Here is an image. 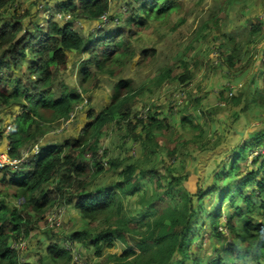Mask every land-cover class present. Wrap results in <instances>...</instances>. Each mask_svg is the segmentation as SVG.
<instances>
[{
	"label": "trees",
	"instance_id": "obj_1",
	"mask_svg": "<svg viewBox=\"0 0 264 264\" xmlns=\"http://www.w3.org/2000/svg\"><path fill=\"white\" fill-rule=\"evenodd\" d=\"M175 1L136 0L135 5L127 8L129 16L124 26L98 29L87 39L75 31L74 20L97 21L108 13L109 0L58 1L56 11L72 17L61 23L51 17L41 26L31 19L27 27L23 19L29 13L21 16L22 20L6 23L0 30V112L13 105L22 108L12 120L6 136L9 155L20 156L23 150L40 142L49 130L59 128L83 102L91 83H98V75L119 76L135 56L127 38L145 28L148 21L169 14L175 8ZM13 2L15 0H0V9L12 7ZM253 33L261 34V28H253ZM262 44V85L254 90L251 101L264 107V36ZM71 52L82 55L76 72L78 85L72 87L62 82L55 94L54 86L62 71L67 69ZM148 52L154 53L147 50L144 56ZM230 59L229 64L233 65ZM172 69L165 68L157 81L170 78ZM189 79L187 71L178 76L180 83ZM138 91L130 79L119 78L113 86L110 104L96 113L88 109L92 120L82 128L77 139L43 145L36 160L25 170L0 172V183L16 190L20 204L17 208L0 202V264H35L20 262L10 242L19 241L32 229L31 212L41 216L50 208L62 205L74 208L85 220L105 217L113 222L114 226L98 233L84 229L69 234L72 243L92 247L99 257L115 240L138 237L136 246L140 253L129 247L123 255H114L111 264H241L244 258H249L252 264H264V154L259 152L249 157L248 153L264 149V137L256 135L248 143L241 144L239 152L214 174L212 183L191 194L177 188L178 178L167 181L154 170L137 172L134 163L127 164L129 159H108L106 152H99L97 133L111 121L125 124L135 140L142 138L134 134L135 129L141 127L146 140L144 146L150 142L153 130L165 127L149 110L146 121L136 118L137 113L132 110ZM230 99L235 103L239 100L237 97ZM106 159L110 171L123 168L115 172L117 178L93 190L92 181L106 170L102 164ZM243 159H246L245 165L251 159L246 167L241 162ZM141 175L146 176L148 182H142ZM235 178L238 181L233 189L231 181ZM146 186L148 189L144 188ZM142 190L143 194H139ZM210 196L214 197L213 204L207 210L203 201ZM132 197H137L136 208L127 202ZM140 197H144L143 201ZM225 203L234 207V215L242 221L238 226V220L232 215L225 223L236 239L227 245L218 228ZM202 218L208 219L210 230L221 237L218 249L222 253L217 250L216 256L207 258L205 263L191 248L198 237L196 226ZM46 257L53 264L71 261L70 252L56 242L46 246ZM44 258L39 255L37 264H42Z\"/></svg>",
	"mask_w": 264,
	"mask_h": 264
},
{
	"label": "rangeland",
	"instance_id": "obj_2",
	"mask_svg": "<svg viewBox=\"0 0 264 264\" xmlns=\"http://www.w3.org/2000/svg\"><path fill=\"white\" fill-rule=\"evenodd\" d=\"M58 1L61 0H15L12 7L0 9V30L8 22L22 20L20 17L26 13L29 16L23 19L25 25L34 19L43 26L51 17L59 23L64 22L61 13L56 11ZM135 1L109 0L108 14L118 18V22L107 26L101 24V28L112 30L124 26V20L129 16L127 8L130 4L135 5ZM174 4L175 8L169 14L162 19L148 21L145 28L127 38L128 46L135 54L132 61L117 77L98 75V83H91L90 91L84 94L83 102L72 113L73 120L76 119L73 126L78 128V135L67 136L59 144L77 139L82 128L92 120L88 109L92 108L96 113L109 105L116 81L119 78L130 79L133 88L139 90L132 110L137 113L136 118L146 121L148 112L146 117L143 112L147 109L162 120L165 127L153 130L150 142L144 146L146 140L141 127L136 128L134 134L142 138L135 140L125 124L111 121L97 133L99 152H106L108 159H129L127 164L134 163L137 172L154 170L167 181L178 178L177 188L195 194L212 183L214 174L226 160L239 152L241 144L248 143L256 135L264 137V107L251 101L254 90L262 85L260 52L264 36V0H176ZM98 25V22L78 18L73 26L78 34L87 39L96 32L94 29L99 28ZM256 27L261 28V34L253 33ZM147 50L154 53L148 52L144 56L143 52ZM73 52L68 53L67 69L62 71L54 86L55 94L62 82L72 87L78 85L76 72L82 55L76 56ZM230 57L233 65L229 64ZM167 67L173 68L170 78L157 81ZM89 68L93 70L92 66ZM186 71L190 79L180 83L178 76ZM232 97L239 100L235 103L231 101ZM21 110L13 105L1 111V123L12 122L18 114L16 112ZM65 126L63 122L57 130L66 129ZM259 152L264 154V149L248 151L249 157ZM250 160L243 165L246 167ZM102 164L106 170L92 181L93 190L102 188L113 177L117 178L115 172L123 168L112 172L108 169L107 159ZM141 178L142 182H148L146 176L141 175ZM237 181V178L231 181L233 189ZM148 186L144 188L148 189ZM15 194V189L0 183V202L20 208ZM213 199L210 196L203 201L207 210L211 209ZM136 200L137 197H132L127 202L136 208ZM56 211L57 223H51L48 218ZM222 211L218 228L222 230L227 245L236 239L225 223L232 215L238 220V226L242 221L234 215V207L228 203L223 205ZM129 212L134 214L135 210ZM30 217L32 229L17 241L24 242L25 247L17 249L15 242H10V246H14L20 262L32 261L35 264L39 255L45 256L42 264H53L46 257V246L56 242L66 249L69 234L74 231L87 229L98 233L114 226L105 217L85 220L74 208L64 205L52 207L41 216L31 212ZM208 222V219H199L196 226L198 237L191 247L203 263L207 258H214L217 250L222 253L218 249L221 237L210 230ZM138 241L136 236H126L124 241L115 240L112 247L104 248L100 257L95 255L92 247L78 243L75 245L81 253L80 261H69L68 264H111L114 255H123L129 247L140 253L136 246ZM240 262L252 264L249 258Z\"/></svg>",
	"mask_w": 264,
	"mask_h": 264
},
{
	"label": "built area",
	"instance_id": "obj_3",
	"mask_svg": "<svg viewBox=\"0 0 264 264\" xmlns=\"http://www.w3.org/2000/svg\"><path fill=\"white\" fill-rule=\"evenodd\" d=\"M60 16L63 17L64 20H68L71 18V16L69 14H65V15L61 14ZM109 22L110 23H117L118 18H113L110 20L108 14H103L99 18V25L98 26L102 27L101 24H107ZM147 111L148 110L146 109L143 112L144 117H146ZM73 118H74V115L72 114L70 116L69 121ZM67 122L68 121H66L65 123H67ZM0 129H2V131L5 135H7L9 130H10V125H7V126H5V128H0ZM9 150H10L9 144H6L4 149L0 150V171L5 170V169H9L12 171L20 170L24 164L30 163L31 161H35L36 156L40 151V145L35 144L32 147L25 149L21 153V155L18 157H11L9 155ZM57 217H58V215H57V211H56V212H52L48 219L50 222L54 221V223H57ZM15 243H17V241H15ZM66 243H67L66 249L70 252L71 261H73L75 263H79L80 256H81L79 249L71 241L66 242ZM23 247H25L24 242H18L17 244H15V248H17V249H22ZM15 248H13V249H15Z\"/></svg>",
	"mask_w": 264,
	"mask_h": 264
},
{
	"label": "crops",
	"instance_id": "obj_4",
	"mask_svg": "<svg viewBox=\"0 0 264 264\" xmlns=\"http://www.w3.org/2000/svg\"><path fill=\"white\" fill-rule=\"evenodd\" d=\"M16 113H19V112H16ZM0 118H1V114H0ZM80 121L82 120V118H80ZM76 120V119H75ZM73 120L72 122H70L64 129V128H61L59 130L56 129H53V130H49L45 135H43V137L41 138L40 140V144L42 145H50V144H57V142H61L62 140L66 139L67 136H72V135H78V128L77 127H74L73 126V123L74 121ZM10 121V120H9ZM4 123H7V121H4ZM63 131V132H62ZM62 132V133H61ZM60 133V134H59ZM4 140L2 142V146H1V149H3V144H4ZM111 181V180H110ZM109 183V181H107Z\"/></svg>",
	"mask_w": 264,
	"mask_h": 264
},
{
	"label": "clouds",
	"instance_id": "obj_5",
	"mask_svg": "<svg viewBox=\"0 0 264 264\" xmlns=\"http://www.w3.org/2000/svg\"><path fill=\"white\" fill-rule=\"evenodd\" d=\"M106 14H108V13H106ZM63 15H65V14H63ZM69 15H70V14H69ZM70 16H71V15H70ZM108 16H109V14H108ZM109 18H110V20H111V16H109ZM71 19H72V17H71L70 19H68V20H71ZM112 19H113V18H112ZM64 21H67V20H64ZM95 22H98V24H99V19H98L97 21H95ZM113 24H114V23H110V22H109V23H107V24H105V25L107 26V25H113ZM98 29H101V27L94 29V31H95V30H98ZM73 114H74V113H73ZM71 115H72V114H71ZM71 115H70V116H71ZM70 116H69V118H68L67 120L62 121V123H63V122L65 123L66 121H68L67 123H65L66 126H67L70 122L73 121V119H71V120L69 121ZM11 123H12V122L1 123V118H0V128H5V126H7V125H10V128H11V126H12ZM62 123H61V124H62ZM66 126H65V127H66ZM9 131H10V130H9ZM8 133H9V132H8ZM7 135H8V134H7ZM7 135H5V134L3 133V131H2V129H0V150H3L6 144H9L8 140L6 139V136H7ZM3 140H4L5 142H4V144H3V145H4V146H3V149H1V146H2V142H3ZM35 144H39V145H40V150H41V148H42L43 145L40 144V142L35 143ZM35 144H34V145H35ZM23 151H24V150H23ZM23 151H22V152H23ZM22 152H21V153H22ZM39 152H40V151H39ZM35 160H36V159H35ZM33 162H34V161H33ZM30 163H31V162H30ZM30 163L24 164L23 167H22L20 170H16V171H22V170H24V169L27 167V165L30 164ZM2 171H11V172H15V171H12V170H9V169H5V170H2ZM2 171H0V172H2Z\"/></svg>",
	"mask_w": 264,
	"mask_h": 264
},
{
	"label": "water",
	"instance_id": "obj_6",
	"mask_svg": "<svg viewBox=\"0 0 264 264\" xmlns=\"http://www.w3.org/2000/svg\"><path fill=\"white\" fill-rule=\"evenodd\" d=\"M73 51V50H72Z\"/></svg>",
	"mask_w": 264,
	"mask_h": 264
}]
</instances>
